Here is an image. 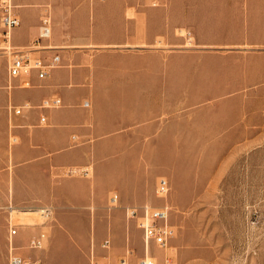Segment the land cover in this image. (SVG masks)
Returning <instances> with one entry per match:
<instances>
[{"label":"rangeland","instance_id":"rangeland-1","mask_svg":"<svg viewBox=\"0 0 264 264\" xmlns=\"http://www.w3.org/2000/svg\"><path fill=\"white\" fill-rule=\"evenodd\" d=\"M103 5L88 44L57 45L53 32L41 43L85 53L98 77L85 107L89 131L68 146L77 155L58 160L61 148L45 161L25 160L22 140H12L14 104H7L0 215L8 233L9 223L19 225L18 251L43 264H119L123 257L140 264V207L165 202L156 196L165 177L177 234L164 247L152 244L159 264H264V0ZM5 63L0 57V74ZM18 180L26 189L20 199L12 187ZM27 209L41 210L32 214L36 224H22ZM42 231L44 248L28 249ZM7 260L0 251V264Z\"/></svg>","mask_w":264,"mask_h":264},{"label":"crops","instance_id":"crops-1","mask_svg":"<svg viewBox=\"0 0 264 264\" xmlns=\"http://www.w3.org/2000/svg\"><path fill=\"white\" fill-rule=\"evenodd\" d=\"M113 1L13 0L21 17V24L12 32V44L17 49H26L32 46L39 35L43 8L49 5L54 19L53 41L57 45L67 42L73 45H86L88 44L87 41L90 40L86 35L94 32V18L99 15L101 6L104 4L103 7H106ZM154 5H157V2H154ZM150 24H152L150 27H156L154 22ZM180 29L184 28H177L175 31L178 32ZM178 34L180 33L178 32ZM47 42L46 39L41 41V43ZM49 47L51 46L49 45ZM54 52L45 50L41 53L50 57ZM59 54L62 57L63 65L53 69L44 78L33 73L30 77L31 83L27 87L21 86L25 78H13L11 81L16 88L12 91L7 90V88L13 87L11 81L8 80V59L5 56H0L6 60L4 73L0 74V138L8 134L7 104L11 102L14 105H31L32 108L24 109L22 115L14 116L12 114L16 121L13 126L15 128L13 133L20 137L24 146L21 149L22 152L18 151V153L25 155V160L28 161H45L48 154L61 148L64 150L57 153L56 159L69 160L78 152L77 149L68 147L71 138L74 135L89 131V128H83V124L89 116L88 109L82 106V100L85 101L90 92H94V87L98 85V77L90 69V60L83 55L85 53H76L64 49ZM90 79L93 82L92 90L87 87ZM74 84L77 86L73 87ZM54 95L62 97L65 105L47 111L37 107L43 98ZM77 103L79 104L77 105ZM43 113L48 116V125L40 124V117ZM72 169L75 168L70 170ZM18 184L19 180L13 182L12 187L19 197L26 189L21 187L22 190L20 191ZM27 191L31 192L34 189ZM0 228V251H8L9 233L6 231L3 215H0ZM6 263L8 264V260L5 261Z\"/></svg>","mask_w":264,"mask_h":264},{"label":"built area","instance_id":"built-area-1","mask_svg":"<svg viewBox=\"0 0 264 264\" xmlns=\"http://www.w3.org/2000/svg\"><path fill=\"white\" fill-rule=\"evenodd\" d=\"M21 17L16 10V5L13 0H0V55L8 59V77L9 79L17 77H25L23 80L24 86H29L31 83L30 77L33 73H37L40 78H44L50 72L61 66L62 57L55 51L50 57L42 54V50L53 49L52 47L41 45V41L49 39L53 32V18L49 5L44 6L43 13L40 20V31L38 37L35 39L31 47L26 49H17L12 44V32L20 26ZM64 105L62 97L58 95L45 97L37 106L43 111L60 108ZM91 101L86 99L82 106L89 107ZM32 108L31 105H13L9 111L14 116L22 115L24 109ZM41 125H48V116L43 113L40 117ZM14 126V125H13ZM12 140L17 142L16 135H12ZM170 191V183L167 178L162 177L158 181L156 188V196L164 199L160 206L154 207L149 204H144L140 207L142 213L138 220V227L143 230V240L145 245V255L141 258L140 264H159L156 257H147L152 244L158 248L164 247L177 234V228L169 224L168 218L171 214L172 206L166 201ZM117 196L114 200H117ZM46 210V214H47ZM139 213L137 207H132L129 210V215L135 217ZM19 225L9 223V248H8V264H43L39 257L31 258L22 255L18 250L19 246L15 242L16 236L19 234ZM47 235L42 231L39 235L30 238L28 243L29 249H42ZM102 246L106 249L111 247V239L103 240ZM130 253V250L128 251ZM95 264H104L96 261ZM119 264H127V258L123 257Z\"/></svg>","mask_w":264,"mask_h":264},{"label":"bare ground","instance_id":"bare-ground-1","mask_svg":"<svg viewBox=\"0 0 264 264\" xmlns=\"http://www.w3.org/2000/svg\"><path fill=\"white\" fill-rule=\"evenodd\" d=\"M74 171V170H73ZM114 199V198H113ZM112 202H117V200H112ZM41 210L39 209H35V210H32V209H27L24 211L23 214H21V221H22V224H25V225H34L36 223H34L32 221V217H33V213L37 214V213H40ZM44 213H46V210H43ZM19 215V214H18ZM20 217V215H19ZM111 248V247H110ZM147 257H150L149 255V252L147 254Z\"/></svg>","mask_w":264,"mask_h":264}]
</instances>
